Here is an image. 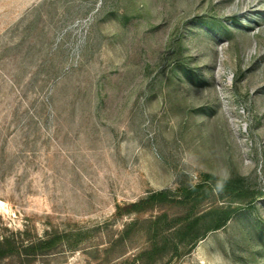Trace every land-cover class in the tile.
<instances>
[{
	"label": "rangeland",
	"instance_id": "1",
	"mask_svg": "<svg viewBox=\"0 0 264 264\" xmlns=\"http://www.w3.org/2000/svg\"><path fill=\"white\" fill-rule=\"evenodd\" d=\"M205 175L229 221L158 264H264V0H0V239L77 246L0 264H139Z\"/></svg>",
	"mask_w": 264,
	"mask_h": 264
},
{
	"label": "trees",
	"instance_id": "2",
	"mask_svg": "<svg viewBox=\"0 0 264 264\" xmlns=\"http://www.w3.org/2000/svg\"><path fill=\"white\" fill-rule=\"evenodd\" d=\"M212 184L210 181H214ZM239 192L234 186V182H225L216 179L214 176L205 175L200 184L190 186L183 191V201L179 204L187 205L183 217H171L166 212L161 214H153L149 218L141 221L142 227L145 228V236L148 238V244L137 257L139 264H158L163 259V252L175 247L180 237L184 234L187 236L182 238L180 244L184 247L193 249L199 240H201L208 231L219 229L227 224L230 216L225 213L216 218V224L208 228L205 234L200 235L201 228H196L198 218L194 211L205 201L215 198L216 195H231ZM164 192L152 196V201L157 197H165ZM163 201V200H162ZM161 207V206H160ZM124 233L114 244L112 253L115 248H127L131 245V240ZM73 243L69 241L66 234H47L45 237L35 242H26L20 238H2L0 239V260L8 258L19 261L30 259L31 257H51L61 253L62 249L77 250Z\"/></svg>",
	"mask_w": 264,
	"mask_h": 264
}]
</instances>
